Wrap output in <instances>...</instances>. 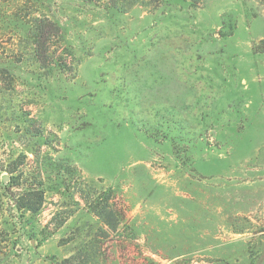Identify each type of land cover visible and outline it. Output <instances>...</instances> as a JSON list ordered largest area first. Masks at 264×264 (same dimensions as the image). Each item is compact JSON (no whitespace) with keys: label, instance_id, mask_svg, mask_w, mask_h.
I'll use <instances>...</instances> for the list:
<instances>
[{"label":"rangeland","instance_id":"374dc122","mask_svg":"<svg viewBox=\"0 0 264 264\" xmlns=\"http://www.w3.org/2000/svg\"><path fill=\"white\" fill-rule=\"evenodd\" d=\"M0 264H264V0H0Z\"/></svg>","mask_w":264,"mask_h":264},{"label":"trees","instance_id":"16d2710c","mask_svg":"<svg viewBox=\"0 0 264 264\" xmlns=\"http://www.w3.org/2000/svg\"><path fill=\"white\" fill-rule=\"evenodd\" d=\"M125 1V0H124ZM194 4H198L200 0H192ZM52 25V23H50ZM53 27H56V25L53 24ZM49 32L45 31L42 26H38V41L40 42L41 38L43 40V43L47 44V38L51 33V30H48ZM49 33V34H48ZM48 34V35H47ZM54 34V33H53ZM41 45V43H40ZM17 183H14L12 186H15ZM29 195H35L37 201L35 202L32 209L34 211L38 210L44 201V191L38 190L36 192H31V190L27 191ZM89 205L92 206V209L96 214L103 218L104 222L112 229L117 228L118 221L120 219V215L117 212V209L110 203V198H101L100 196L93 197L92 201L88 199Z\"/></svg>","mask_w":264,"mask_h":264}]
</instances>
